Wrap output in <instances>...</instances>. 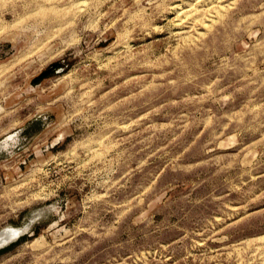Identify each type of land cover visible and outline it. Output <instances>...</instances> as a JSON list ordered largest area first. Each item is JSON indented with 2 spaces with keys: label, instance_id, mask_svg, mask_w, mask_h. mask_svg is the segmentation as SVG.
<instances>
[{
  "label": "rangeland",
  "instance_id": "rangeland-1",
  "mask_svg": "<svg viewBox=\"0 0 264 264\" xmlns=\"http://www.w3.org/2000/svg\"><path fill=\"white\" fill-rule=\"evenodd\" d=\"M8 228L0 264H264V0H0Z\"/></svg>",
  "mask_w": 264,
  "mask_h": 264
},
{
  "label": "bare ground",
  "instance_id": "bare-ground-1",
  "mask_svg": "<svg viewBox=\"0 0 264 264\" xmlns=\"http://www.w3.org/2000/svg\"><path fill=\"white\" fill-rule=\"evenodd\" d=\"M20 232L18 230L9 229L6 230L4 233L0 234V242H4L6 238H11L19 235Z\"/></svg>",
  "mask_w": 264,
  "mask_h": 264
},
{
  "label": "water",
  "instance_id": "water-1",
  "mask_svg": "<svg viewBox=\"0 0 264 264\" xmlns=\"http://www.w3.org/2000/svg\"><path fill=\"white\" fill-rule=\"evenodd\" d=\"M20 236L17 235L15 237H11V238H6L4 242H0V249L5 248L6 246H8L9 244L13 243L14 241H16L18 239V237Z\"/></svg>",
  "mask_w": 264,
  "mask_h": 264
},
{
  "label": "trees",
  "instance_id": "trees-1",
  "mask_svg": "<svg viewBox=\"0 0 264 264\" xmlns=\"http://www.w3.org/2000/svg\"><path fill=\"white\" fill-rule=\"evenodd\" d=\"M25 239H26V236H25V235L22 236V237H20V238H19L17 241H15L14 243L10 244L9 246L5 247L4 249H1V250H0V253H2V252H4V251H6V250H8V249H10V248H12V247H14L15 245H17V244H19V243H21V242H23Z\"/></svg>",
  "mask_w": 264,
  "mask_h": 264
}]
</instances>
